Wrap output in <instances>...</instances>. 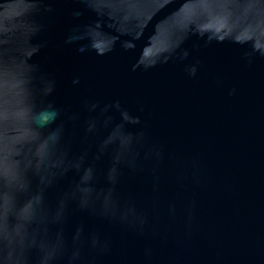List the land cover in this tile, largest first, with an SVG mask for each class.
Returning <instances> with one entry per match:
<instances>
[{
    "label": "water",
    "instance_id": "obj_1",
    "mask_svg": "<svg viewBox=\"0 0 264 264\" xmlns=\"http://www.w3.org/2000/svg\"><path fill=\"white\" fill-rule=\"evenodd\" d=\"M0 264H264V0H0Z\"/></svg>",
    "mask_w": 264,
    "mask_h": 264
}]
</instances>
